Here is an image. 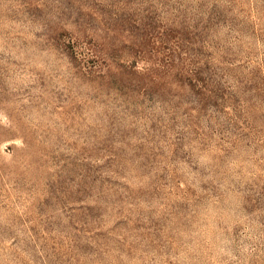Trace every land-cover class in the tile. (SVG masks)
<instances>
[{
  "label": "rangeland",
  "instance_id": "obj_1",
  "mask_svg": "<svg viewBox=\"0 0 264 264\" xmlns=\"http://www.w3.org/2000/svg\"><path fill=\"white\" fill-rule=\"evenodd\" d=\"M0 264H264V0H0Z\"/></svg>",
  "mask_w": 264,
  "mask_h": 264
}]
</instances>
